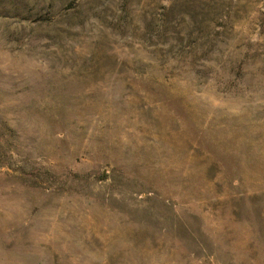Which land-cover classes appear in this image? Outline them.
I'll return each mask as SVG.
<instances>
[{"label":"rangeland","instance_id":"1","mask_svg":"<svg viewBox=\"0 0 264 264\" xmlns=\"http://www.w3.org/2000/svg\"><path fill=\"white\" fill-rule=\"evenodd\" d=\"M0 264H264V0H0Z\"/></svg>","mask_w":264,"mask_h":264}]
</instances>
